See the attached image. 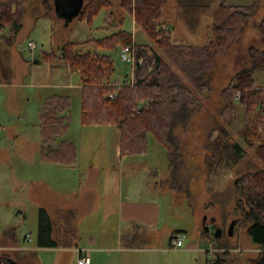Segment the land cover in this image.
I'll return each mask as SVG.
<instances>
[{
    "label": "rangeland",
    "instance_id": "rangeland-1",
    "mask_svg": "<svg viewBox=\"0 0 264 264\" xmlns=\"http://www.w3.org/2000/svg\"><path fill=\"white\" fill-rule=\"evenodd\" d=\"M117 1L113 0V10L116 19L123 17V28L132 33L135 42L155 47L153 40L135 25L131 14L124 12ZM219 1L177 0L180 6L178 11L172 7V0H167L160 22L170 25V34L175 42L204 44L209 29L199 35L200 41L195 37L190 39L188 34L194 32L192 29L196 24L201 25V16L209 5H216ZM251 2L253 0H227V4ZM256 4L242 36L217 57L210 69V90L196 92L202 100V109L193 115L186 130L177 131L181 138V151L191 174L189 200L185 194L166 187V150L153 135L148 134L147 152L125 155L122 160H117L114 148V142L118 139L116 126L84 125L81 122V74L65 67L58 58H52L49 62L44 60L43 56L51 52V46L57 47L69 37L78 43L77 51H92V41L85 40L103 38L109 33L103 27L107 9L102 8L90 22H85L76 21L80 8L70 13V6L59 7L45 15L43 0L26 2L23 25L13 44L7 46L0 42V243L13 242L8 238L14 234L19 243L28 239V244H35L39 207L48 210L53 220L52 236L61 247H66L63 243L67 238L61 232L64 229L77 231L75 241L78 245L87 242L88 236L99 227L97 223L104 209V186L102 180H98V169L100 176H103L104 170L113 166L114 184L120 187L123 197L129 194L132 199L152 202L158 209L156 218L146 231L144 241L148 250L128 253L134 263L205 264L207 258H213L211 247L215 250L223 246L230 251L228 264H250L248 259L255 256L257 249L245 229L234 226L232 234L229 232L230 223L236 217L232 214L235 200L233 181L245 172L264 169V161L245 145L241 108L238 107L236 117L231 121L221 117L219 110L222 106V89L237 71L249 63V46L264 48V36L257 28L264 17V0H257ZM199 9H202L199 13L195 12ZM8 28L5 27L4 34L8 33ZM28 41H33L34 47L31 48ZM118 49L97 47L98 52L109 55L112 60L114 71L111 80L123 82L129 79L132 65L121 59ZM171 67L187 82L175 66ZM254 77L260 85H264V71H256ZM54 93L70 96V124L59 139L75 142L79 158L75 166L56 165V169L45 170L42 169L45 165L38 161L41 140L38 109L42 100ZM236 103H239L238 100ZM218 126L230 132L246 149V155L237 163L223 161L216 166L214 173H207L203 144L207 142L209 133L216 135ZM109 128L116 131L111 133L112 129ZM259 130L264 140L263 123L259 124ZM91 164L98 166V169ZM99 183L97 198L95 191ZM209 201H212V207L207 210L204 207ZM63 216L67 218L64 223ZM109 219L118 222L117 215ZM217 228L221 230L218 237L215 236ZM116 229L114 226L113 230ZM175 230H185L187 233L180 247L169 245V238ZM206 231L207 236H204ZM63 249L65 251L59 252L63 260L66 264H74L71 252ZM239 251H242L239 259H234L233 254ZM57 253L43 254L39 264H54ZM128 254H125L126 258Z\"/></svg>",
    "mask_w": 264,
    "mask_h": 264
},
{
    "label": "trees",
    "instance_id": "trees-1",
    "mask_svg": "<svg viewBox=\"0 0 264 264\" xmlns=\"http://www.w3.org/2000/svg\"><path fill=\"white\" fill-rule=\"evenodd\" d=\"M28 1L0 0V42L7 46L13 44L22 28L24 6ZM166 1L117 2L124 12L131 14L135 25L153 40L155 47L133 40L132 33L123 28V17L115 18L113 0H88L76 21L90 22L96 13L106 8L103 27L109 33L103 38L85 40L92 41V51H77L78 43L68 38L57 47L51 46V52L43 57L48 62L58 58L65 67L81 74L82 124L115 125L119 131L121 155L147 152L148 134L153 135L166 150V187L185 194L190 200L191 174L181 151L182 143L177 131L186 130L193 115L202 109V100L196 92L210 90V69L215 65L217 57L242 36L256 9L257 0L246 5H227L225 1L220 3L215 11V21L209 27L207 41L202 45L175 42L170 31L163 30L160 18ZM43 5L45 15H48L52 11L49 1L43 0ZM6 26L9 27L8 33L4 34ZM257 28L264 36V17ZM126 45H131L135 57L130 77L123 82L111 80L114 71L112 60L109 55L98 52L97 47L116 49ZM247 54L248 65L237 71L220 93L222 106L219 114L231 121L236 117L238 107L241 108L245 145L254 151L258 159L264 161V140L259 130V124H264V85H260L254 77L256 71H264V48L249 46ZM171 65L178 69L188 83ZM70 104L69 95L58 93L46 96L40 104L39 153L45 163L71 167L78 162L77 144L59 139L67 132L70 124ZM203 148L207 173H214L216 166L223 161L237 163L246 155V149L223 126L217 127L215 136L209 133ZM233 188L235 200L232 214L236 216L234 226L245 229L257 248L255 256L248 261L250 264H264V169L243 173L234 179ZM211 207L212 201H209L204 208L210 210ZM37 217L36 244L41 247L57 246L52 237L53 222L48 211L39 207ZM206 222L205 219V225ZM150 227V224H134L131 229L124 230L121 234L123 245L141 246L142 232ZM178 232L182 231L171 234L170 244ZM203 235L207 236V231ZM216 248L213 258H207L205 264H228L230 251L223 246ZM240 252L233 254L236 256L234 259H239ZM0 264L17 262L8 253L0 252Z\"/></svg>",
    "mask_w": 264,
    "mask_h": 264
},
{
    "label": "crops",
    "instance_id": "crops-1",
    "mask_svg": "<svg viewBox=\"0 0 264 264\" xmlns=\"http://www.w3.org/2000/svg\"><path fill=\"white\" fill-rule=\"evenodd\" d=\"M48 1L49 3H51V8H52L51 13H53L56 10V8L59 7L70 6V8L73 9L75 8V5L79 0H48ZM80 1L81 4L79 5L80 6L79 8L81 10L84 4L87 2V0H80ZM224 1L227 4V0H220L216 4L217 6L215 4L209 5L207 10H205V14L203 15V17L201 16V20L203 19L201 25L199 26V23L196 24L195 28L192 29L194 32L188 34L190 39H193L195 37L199 41L201 40L199 35L202 34L205 30L209 29V27L213 24V22L215 21V11L217 7L220 5V3ZM246 4L248 3L227 4V5H246ZM171 5L173 8H176L179 11L180 6L177 0H172ZM201 10L202 9H199L196 10L195 12L199 13ZM63 12L65 13V10ZM192 19L194 20L195 17L193 16ZM190 25L192 26V24ZM72 28L73 26L69 28V34L71 33L70 29L72 30ZM196 45H202V43ZM109 129H112L110 130L111 133L112 131H116L114 130V128H109ZM118 139H119V131H118ZM118 139L117 141L114 142V148L116 151L117 160L118 159L122 160V157H124L125 155H121L119 153ZM38 161H40L42 165H45L43 166L42 169L45 170L56 169L54 168L56 164L45 163L41 160L39 151H38ZM90 166L92 167L95 166L98 169V166L94 164H91ZM98 173H99L98 180L101 179L104 186L103 187L104 209L102 211L103 213L101 215V218L97 223L99 227L96 228V230L93 231L90 236H88L87 242H83L81 245H78L77 240L75 241V238L77 237L78 233L73 228L72 230L64 229L63 231H61L64 234V237L67 238V241L63 243V245H65L66 247H61V245L58 243L56 239L55 240L57 242V246L55 247H41L36 244V241L35 244L30 245L26 242L28 241V239L26 241L19 243L17 241L18 239L14 237V234H12L8 239H12L14 241L11 243L1 242L0 252L8 253L12 258L15 259L17 264H39L43 254L50 253L53 251H58V253L55 255L54 264H66V261L63 260L64 257H62L59 254L60 251H65L63 248H66L67 251L71 252V258L73 259L74 264H77L75 263V258L77 257L78 259L80 251H84L88 255L89 264H136L131 260V256L128 253H133L141 250L143 251L148 250L147 249L148 245L145 243L144 240L146 237V231L149 228H146L142 232L143 241L141 246H135V247L124 246L121 240V234L124 230L131 229L132 225L134 224H139L142 226L145 224L151 225L150 222H152L156 218V215L158 214V209L157 207H154L152 202H144V201H139L137 199H132L129 194L123 197V195L121 194L120 187H117L116 184H114L115 170L113 166L107 167L104 170L103 176H100L101 172L99 169H98ZM100 183L97 184V189L95 191V197L97 198L99 197L98 186H100ZM113 215H117L118 222L114 221L113 219H109ZM62 219H63V223L67 221V218H64V216L62 217ZM119 223L125 225V227H121ZM114 226L117 227L116 230H113ZM175 231H182L185 234H187L185 230H175ZM169 245L172 247H178V246H173L172 243L171 244L169 243ZM204 250L207 251L206 248ZM209 250L210 249H208V251ZM211 252L213 254L214 247L213 248L211 247ZM125 254L129 255L128 258L125 257Z\"/></svg>",
    "mask_w": 264,
    "mask_h": 264
},
{
    "label": "built area",
    "instance_id": "built-area-1",
    "mask_svg": "<svg viewBox=\"0 0 264 264\" xmlns=\"http://www.w3.org/2000/svg\"><path fill=\"white\" fill-rule=\"evenodd\" d=\"M161 27L163 28L164 31H168L170 29V26L168 24H163ZM28 44L30 45V47H34L33 42L29 41ZM118 50H119L121 59L124 61L130 62L132 65L135 60V57H134V53H133V49L131 45L122 46ZM184 237H185L184 232H178L174 236L171 243L173 244V246L180 247L183 245ZM77 264H89L88 255L84 251H80L78 259H77Z\"/></svg>",
    "mask_w": 264,
    "mask_h": 264
},
{
    "label": "water",
    "instance_id": "water-1",
    "mask_svg": "<svg viewBox=\"0 0 264 264\" xmlns=\"http://www.w3.org/2000/svg\"><path fill=\"white\" fill-rule=\"evenodd\" d=\"M81 4V1L79 0L77 3H76V5H75V8H73L71 11H70V13H74L80 6ZM81 11V10H80ZM233 227H234V220H232L231 221V223H230V226H229V232H230V234H232V232H233ZM221 233V230L219 229V228H217L216 229V231H215V236H217V235H219Z\"/></svg>",
    "mask_w": 264,
    "mask_h": 264
}]
</instances>
